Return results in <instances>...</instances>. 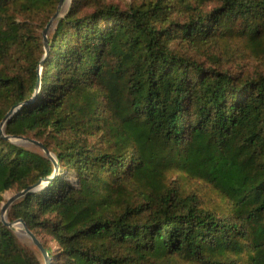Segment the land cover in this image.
I'll use <instances>...</instances> for the list:
<instances>
[{
    "label": "trees",
    "instance_id": "16d2710c",
    "mask_svg": "<svg viewBox=\"0 0 264 264\" xmlns=\"http://www.w3.org/2000/svg\"><path fill=\"white\" fill-rule=\"evenodd\" d=\"M214 1L71 0L46 52L38 29L60 0H0V125L15 109L0 126V207L53 176L6 219L51 264H264V73L190 53L242 41L262 61L264 0ZM5 137L42 143L58 173ZM38 252L0 219V264H44Z\"/></svg>",
    "mask_w": 264,
    "mask_h": 264
},
{
    "label": "rangeland",
    "instance_id": "374dc122",
    "mask_svg": "<svg viewBox=\"0 0 264 264\" xmlns=\"http://www.w3.org/2000/svg\"><path fill=\"white\" fill-rule=\"evenodd\" d=\"M106 1H108L109 3L119 5L122 9H125L127 8L129 4L133 3L136 0H106ZM215 5L216 3L214 0H205L202 8L204 11H206V10H210ZM70 6H71V0H67L63 8L64 13L68 11ZM38 32L43 33V29L42 30L38 29ZM190 53L194 55L195 57L200 58L201 60L205 61L207 64L214 62L212 57L218 56L223 60V65H225L227 68L235 72L243 71L246 74L247 73L249 74L264 73V59L262 61L253 59L249 55V51L245 48L242 41H236V42L233 41V42H226V43L225 42H216V43L213 42V43L204 45L200 48L190 50ZM11 142L26 150H29V151H32L38 154H44L41 148L32 144L29 141L13 139L11 140ZM179 185H180V188L184 192L185 191L187 193L195 192L199 196L204 198L207 203L209 202L219 203V198L215 194H213L207 187L201 184H198L194 181L181 180L179 182ZM18 192L20 191H18L17 189H13V190H10L4 193L3 194L4 201L2 202L0 209L10 197L14 196ZM13 229H14V232L16 231L15 234L19 242L21 243V245L27 246V247H30L36 250L35 246L32 244L31 240L26 236L23 229H19L17 226H13ZM18 234H21V235H18ZM40 239L42 238H39V240ZM45 241H47L50 246H54L56 244L55 242L49 240L48 238H45Z\"/></svg>",
    "mask_w": 264,
    "mask_h": 264
},
{
    "label": "water",
    "instance_id": "95a60500",
    "mask_svg": "<svg viewBox=\"0 0 264 264\" xmlns=\"http://www.w3.org/2000/svg\"><path fill=\"white\" fill-rule=\"evenodd\" d=\"M67 2V0H60L59 5H58V9L57 12L55 13V15L51 18L50 22L48 23V25L46 26L45 30L43 31V39H44V46H45V50L46 52L48 51V35L51 31V29L53 28V26L55 25V23L62 17H64L65 13H64V5ZM43 66V61L40 64V69ZM39 76H40V70H39ZM40 85V77L38 80V87ZM15 112V109L11 110L9 112V114L7 115L6 119L1 123V134L2 136L4 135L3 133V127L5 125L6 120ZM7 140H13V139H20V140H24V141H29L32 144L38 146L39 148H41L44 152V155L46 157H48L54 164L55 167V175L58 173L59 170V165L55 159V157L52 155V153L40 142L36 141V140H32V139H27V138H15V137H5ZM53 177V176H52ZM52 177L41 180L38 184L29 187L26 190L20 191L17 194H15L14 196L10 197L7 202L5 204H3L2 208H1V212H0V219L2 222H4V224L6 226H8L9 228H13V226H22V229L24 230L26 236L31 240L32 244L35 246V248L40 252L43 260H44V264H51V258L48 254V252L46 251V249L44 248L43 244L41 243V241L34 235V233L32 231H30L27 227V225L24 223L23 220H19L16 223H9L6 219H7V212L10 209V207L17 202L19 199H21L22 197H24L29 191L35 190L41 186H43L44 184L49 183L52 180Z\"/></svg>",
    "mask_w": 264,
    "mask_h": 264
},
{
    "label": "bare ground",
    "instance_id": "6f19581e",
    "mask_svg": "<svg viewBox=\"0 0 264 264\" xmlns=\"http://www.w3.org/2000/svg\"><path fill=\"white\" fill-rule=\"evenodd\" d=\"M19 229H22V226H17ZM16 232V231H15ZM21 233V232H20ZM18 235H21V234H18Z\"/></svg>",
    "mask_w": 264,
    "mask_h": 264
}]
</instances>
